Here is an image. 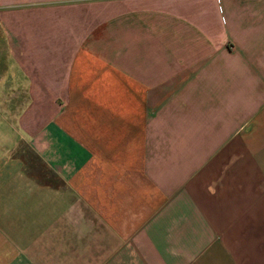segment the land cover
Instances as JSON below:
<instances>
[{"label":"crops","instance_id":"0c3cea01","mask_svg":"<svg viewBox=\"0 0 264 264\" xmlns=\"http://www.w3.org/2000/svg\"><path fill=\"white\" fill-rule=\"evenodd\" d=\"M0 33V264H264V0H0Z\"/></svg>","mask_w":264,"mask_h":264},{"label":"rangeland","instance_id":"374dc122","mask_svg":"<svg viewBox=\"0 0 264 264\" xmlns=\"http://www.w3.org/2000/svg\"><path fill=\"white\" fill-rule=\"evenodd\" d=\"M6 51V45L3 42V38H2V34L0 33V53L5 52ZM4 65V60L2 59V54H0V68H3ZM10 93H4V92H0V99H4L6 98V95L9 96ZM33 166L34 168H36L37 171L41 172L44 174V176H46L48 178V174L46 171H43L41 166L39 164H37L36 162H33ZM31 170V169H30Z\"/></svg>","mask_w":264,"mask_h":264}]
</instances>
